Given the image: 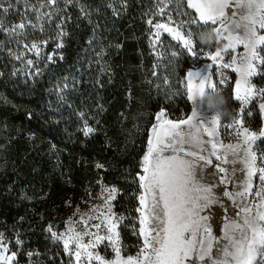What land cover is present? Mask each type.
<instances>
[{
	"label": "snow or ice",
	"instance_id": "obj_1",
	"mask_svg": "<svg viewBox=\"0 0 264 264\" xmlns=\"http://www.w3.org/2000/svg\"><path fill=\"white\" fill-rule=\"evenodd\" d=\"M59 2L40 0V6L47 4L55 7ZM63 2L78 3V0ZM177 2L167 0L156 14L163 15L168 4ZM179 3L182 5L183 0H179ZM0 7H3L2 3ZM187 8L193 9L195 14L190 15L188 21L175 26L171 15L167 23L157 22L153 25L152 20H148L155 30L151 46L155 49L164 32L172 40L180 42L181 52L173 51V58L186 52L199 59L200 51L196 48L192 26H214L216 43L224 41L223 46L217 47L214 52L205 53L210 61L205 63L206 75L201 76L199 72L191 70L187 72V98L192 100L196 90L203 91L205 88L232 91L227 70L235 73L234 99L240 102L239 118H234L232 123L224 127L235 129L233 134L238 137V143L225 144L220 133L221 120L209 116L203 121L199 120L195 109L190 117L179 121L167 118L163 110L158 112L155 115L156 122L147 130V150L141 160L143 174L138 178L141 189L137 197L140 206L136 209L139 213V228L133 231L143 241L140 251L135 257L124 258L121 255L120 232L117 228L124 217H117L112 211L111 201L116 199L117 189L105 187L102 193L108 192L109 195L103 197L102 194L101 198L105 201L106 211L103 207L93 206L87 219L82 215L79 223L84 226L83 232L76 231L74 224H70L66 233L57 234L51 226L47 229L54 242L63 243L64 251L75 258V264H84L85 260L87 264L93 261L97 264H264V166L258 165L257 152L254 150L257 141L264 139V128L259 133L250 130L244 126L243 116L246 109L248 116L253 115L249 105L257 97L261 98L259 109L264 114V88H257L253 83L254 77L264 76V34H261L264 30V0H187ZM34 10L39 12V9ZM7 11L8 8H4V12ZM185 25L189 28L187 35L182 31ZM25 27L21 23L9 31L15 32L17 28ZM3 30L0 23V31ZM18 34L23 35L22 32ZM63 35L66 33L62 32ZM238 46L243 47L242 52L237 51ZM62 47V43L57 44V48ZM29 50L40 56L37 45L33 44ZM156 55L159 58L163 54L157 52ZM16 58L20 59L19 56ZM46 59L52 61L53 56L48 55ZM27 63L31 65L34 61L28 60ZM214 77H218V80H214ZM83 131L88 136L94 129L87 126L85 121ZM226 148L228 151H225ZM259 159L264 162V153ZM229 164H242L243 168L224 166ZM209 166L225 174L220 182L237 183L238 190L235 193H225L234 202L237 198L247 200L253 195V177L257 174L260 181L254 192L257 200L248 206H238L237 215L243 213L253 216L254 222L246 218L242 223L229 219L223 237L213 235L208 217L202 214L217 203L213 199L212 188L200 185L198 180L199 172ZM95 167L100 169L104 165L97 162ZM236 171H241L243 175L233 181ZM92 220L98 222L91 224ZM102 228L106 229L107 234H101ZM86 236L90 237L87 243L84 242ZM105 241L115 252L112 260L94 251ZM16 243L19 245L23 242L17 239ZM70 245L75 246L74 251ZM7 253L8 246L4 243L3 233H0V264H11L16 258L15 252L11 255ZM28 255L31 257L33 253Z\"/></svg>",
	"mask_w": 264,
	"mask_h": 264
},
{
	"label": "trees",
	"instance_id": "obj_2",
	"mask_svg": "<svg viewBox=\"0 0 264 264\" xmlns=\"http://www.w3.org/2000/svg\"><path fill=\"white\" fill-rule=\"evenodd\" d=\"M14 1L28 9L10 12V29L21 23L26 27L15 32L0 31V89L10 100L29 108V129L50 144L54 154L44 148L40 156L32 154L23 164L19 148L14 163L8 164L5 172L18 173L23 181L51 172V185L57 187L59 199L67 188L91 181L96 172L107 184L138 192L139 162L145 153L153 115L164 110L169 119L178 121L190 111L184 94L177 99L180 107H186L185 116L180 118L159 95L154 99L153 85L145 84L146 106L138 116L141 127L121 151L118 142L136 106L129 101L132 79L135 73H144L152 66L151 62L145 64L142 56L148 54V20L155 19L161 0H60L56 7L46 4L48 9L42 12L34 10L40 8V0ZM3 19L9 16L4 14ZM21 32L23 35L18 34ZM62 32L66 35L61 36ZM34 43L43 44L47 52H53L57 44L63 47L50 64L22 72L20 50L24 46L29 50ZM23 69L26 71V64ZM189 69L186 66L183 73ZM159 74L165 80L168 73ZM59 91L71 93L74 109L82 111L85 118L62 112V106L56 105ZM85 121L94 129L88 136L83 131ZM97 162L104 167L97 169ZM11 199L5 200L0 194V222L10 223L19 217L15 212L21 209L20 202ZM49 223L45 221L40 232L26 228L17 231L23 235L20 239L25 253L35 252L40 264H71L62 247L45 234Z\"/></svg>",
	"mask_w": 264,
	"mask_h": 264
},
{
	"label": "rangeland",
	"instance_id": "obj_3",
	"mask_svg": "<svg viewBox=\"0 0 264 264\" xmlns=\"http://www.w3.org/2000/svg\"><path fill=\"white\" fill-rule=\"evenodd\" d=\"M0 3L3 4V7H0V23H2L3 29L8 31L10 30V27H12L11 24H8L12 22L10 19V12L20 11L22 9L27 10L28 6H21L18 1L14 0H0ZM166 3L167 0H161L157 8L164 7ZM6 4L7 6H5ZM4 8H8V11L4 12ZM46 9H48V7L45 4L44 7L40 6L39 11L42 12ZM4 14L5 16H9V19H3ZM194 14L195 13L193 9L187 8V0H183L182 5L178 0L177 3L168 4L163 15L156 14L155 19L152 22L153 25L157 22L167 23L169 15H171L173 26H175L176 24H180L182 21H188L189 16ZM207 27L214 26L209 25L206 27L201 26L197 28V26L193 25L192 29L194 31V40L195 33ZM182 31L185 33V35H187V32L189 31L188 26L185 25ZM154 32V28L149 25V31H147L145 39L148 54L147 57L142 56L145 64L151 62L152 66L149 68V70H144V73L141 71L135 73V76L132 79L129 101L133 100L136 106L134 110L130 111L132 114V116H130V122L123 130V136L118 142V145L121 147V151H123V148L127 147L128 143H131V137H133L135 132L141 127L138 116L142 111L145 110L146 106L147 96L145 84L153 85L151 88L154 90L152 93L154 95V99L155 97L157 98V95H159L160 99L163 98L165 106L171 108V112L180 118L185 116L186 107L185 105L180 107V103L177 101V99L183 97L184 94L190 106L189 115L184 118L187 119L192 115L194 108H196V105L192 104L191 100H188L187 98V72L191 70L194 72H199L201 76L206 75L207 69L205 68V63H210V61L207 60L205 53L209 51L214 52L217 47H222L224 43V41H221L219 44L215 42L212 46H203L195 40L196 48L198 51H200L199 59L193 58L192 56L186 54V52L184 55H178L177 57L173 58V51L177 53L181 52L180 42L172 40L171 36L162 32L161 42H158L155 49H153L151 46V40L155 39ZM261 34H264V30H262ZM34 44L40 49V56H37L34 51L30 52L27 46H24L23 50H20L22 56L20 68H22V72L28 73L32 68H37V70H40L41 66L44 64H50L53 62L54 58L59 56L60 48L55 47L53 52H47L46 47L43 44ZM237 51L242 52L243 47L238 46ZM157 52L162 53L163 55L158 58L156 55ZM48 55L53 56L52 61H48L46 59ZM28 60H32L34 63L29 65L27 63ZM25 64L26 71L23 69ZM186 66H189L190 69L183 73ZM213 71H215V69H213ZM154 72L156 75H153ZM159 72L162 75L168 73L165 80L160 78ZM227 73L232 85V91L226 90L223 91V94L227 98V106L231 116L225 117L223 120H221L222 126L220 128V133L225 144H236L238 143V137L233 134L235 129L224 127V125L232 123L234 118H239L240 109V102L234 99V85L237 76L235 73H232L230 69L227 70ZM214 80H218V77H214ZM165 81H167V83H165ZM253 83L257 88H264V76L254 77ZM259 102H261V98L257 97V99L251 105H249V109L253 111L252 116L247 115L248 109H246L245 113L243 114L245 122L244 126L249 127L250 130L257 133H259L261 128H264V114H262L259 109ZM56 105L62 106V112H70L72 117L76 115L77 118H85V115L82 111L74 109L76 104L71 97L70 92L68 95H65L59 91L56 98ZM160 111L161 110H157L153 115L152 125L156 122L155 115ZM81 113H83V116H81ZM29 116L30 110L27 106L10 100L0 89V194H3V198H5V200L11 198L13 200L18 199L20 202L19 208L21 207V209L15 212V214L19 216L16 220L10 223L7 221L0 222V233H3L4 243L8 246L7 254L11 255L12 252L17 254L16 258L11 262V264H40L35 257V252L28 251L25 253L26 248L24 247V243L19 245L16 243L17 239L22 241L20 238L23 235L18 234L17 232L19 229L26 228L40 232L41 225L45 221H48L50 222L49 226H51L52 230L57 234L66 233L70 224H74L76 231L83 232L84 226L79 223L80 217L82 215L85 216V219H87V214L90 213V210L93 206L103 207L106 211L105 201L103 198H101L102 194L103 197H107L109 195L108 192L102 193V189L105 187L109 189L115 187L117 189L116 199L111 201L112 211L116 213L117 217H124L123 221L117 228V230L120 232V246L122 249L121 255L124 258H127L128 256L135 257L143 245L142 239L137 234H134L133 231L134 228L137 230L139 228V213L136 211V209L140 206L139 200L137 199L141 192L140 188L138 192H135V190L131 189L121 190L115 185L105 183L102 180V174L100 172H96L91 181H87L82 185L79 184L76 187L72 186L67 188L65 195L59 199L57 187L51 185V172L42 176H31L29 179H27V181L20 180L18 178L20 176H17L18 173L5 172V167L8 164L14 163L15 157L18 153L17 150L19 148L20 153H23V164L28 162V158L31 157L32 154L36 157L40 156L44 148L48 149L51 155L54 154L53 147L46 143V141L40 135L34 134L29 129L27 124ZM208 116H210V113L206 112L202 108L198 109L199 120L203 121ZM167 118L169 117L167 116ZM146 150L147 145L145 147V153ZM254 150L257 152L258 165L264 166V162H261L259 159L260 155L264 153V139H262V141H257V145L254 146ZM241 155H243L242 152ZM141 160L142 158L139 162V175L143 174ZM213 160L215 161L214 157ZM224 166L226 168H243L242 164H229ZM38 173H43V171H39ZM224 175V173H219L216 168L209 166V168L201 170L198 176L199 184L203 186H210L212 188L213 199L217 201V203L213 204L202 214L208 217L207 222L212 228V232L214 233L213 235L215 236L219 234V236L222 237L224 234L225 225L228 223L229 219H235L242 223L243 219L248 217L243 213H239V215H237L239 212L238 206H248L257 200V198L254 196V192L256 187L260 184L257 174V176L253 177V195H250L247 200L237 198L234 202L229 198V196H226L225 193H235L238 190L237 183L220 182V178ZM242 175L243 173L241 171H236L235 175L233 176V181ZM16 192H19V194H16ZM227 204L228 207L226 206ZM77 209H79V212H77ZM226 213L227 216L225 217ZM92 214L95 215V213ZM250 217L253 218V216ZM97 222L98 221L96 220L90 221L91 224H95ZM49 226L44 228V232L45 234H49L51 236V233L47 231ZM92 231L95 232L96 229H92ZM101 234H107L106 229L102 228ZM89 239L90 237H84V242L87 243ZM56 243H58L64 251L63 243L60 241H57ZM70 248L73 251L75 250L74 245H70ZM94 251L99 252L102 256L106 257L107 260H112L115 258V252L111 247L107 246V241L100 244L96 249H94ZM28 253H33V255L30 257ZM64 253L70 259L71 264H75V258L70 257L65 251ZM84 264H87L86 260ZM92 264H97V262L93 261Z\"/></svg>",
	"mask_w": 264,
	"mask_h": 264
},
{
	"label": "clouds",
	"instance_id": "obj_4",
	"mask_svg": "<svg viewBox=\"0 0 264 264\" xmlns=\"http://www.w3.org/2000/svg\"><path fill=\"white\" fill-rule=\"evenodd\" d=\"M216 33L212 27H207L195 33V40L203 46H212L216 42ZM192 104L198 114V109H204L210 113V118L223 120L225 117H230L231 113L228 109V101L222 91L218 89L205 88L203 91L196 90L193 93ZM225 151H228L226 148ZM246 219L249 222H254V218L248 216Z\"/></svg>",
	"mask_w": 264,
	"mask_h": 264
},
{
	"label": "bare ground",
	"instance_id": "obj_5",
	"mask_svg": "<svg viewBox=\"0 0 264 264\" xmlns=\"http://www.w3.org/2000/svg\"><path fill=\"white\" fill-rule=\"evenodd\" d=\"M227 216V213L225 214V217ZM223 225V224H222ZM221 231V230H220ZM214 234V233H213ZM220 237H222V236H220Z\"/></svg>",
	"mask_w": 264,
	"mask_h": 264
},
{
	"label": "water",
	"instance_id": "obj_6",
	"mask_svg": "<svg viewBox=\"0 0 264 264\" xmlns=\"http://www.w3.org/2000/svg\"><path fill=\"white\" fill-rule=\"evenodd\" d=\"M228 207V204L226 205ZM223 214V213H222Z\"/></svg>",
	"mask_w": 264,
	"mask_h": 264
}]
</instances>
